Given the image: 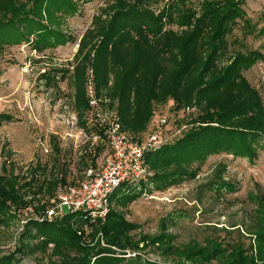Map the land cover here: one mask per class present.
Wrapping results in <instances>:
<instances>
[{
	"label": "trees",
	"instance_id": "1",
	"mask_svg": "<svg viewBox=\"0 0 264 264\" xmlns=\"http://www.w3.org/2000/svg\"><path fill=\"white\" fill-rule=\"evenodd\" d=\"M79 1L82 0H0V48L31 42L28 37L33 34L36 39L31 43L37 51L72 40L47 25L44 19L54 23L58 12L59 17L73 15ZM237 2L200 0L198 12L190 0H171L166 11L155 15L135 1L119 0L104 26L97 32L90 29L84 35L76 55L81 58L73 72L76 113L80 129L89 135L97 133L100 139L86 140L90 147L81 180L86 178L89 168L98 170L99 157L105 150L110 151L104 126L89 107L86 87L90 68L96 94L110 100L108 106L117 112L122 129L140 142L151 133L146 134V128L155 115L156 105L172 100L175 109L193 106L198 113L188 122L191 124L188 129L146 153V164L153 174L119 186L111 195V209L104 222L100 219L93 222L88 212L76 211L34 223L38 234L44 237L42 246L53 242L61 251V259L50 264H140L82 246L78 225L86 231V227L91 229L94 224L93 232L101 231L111 245L133 247L131 231L137 225L126 220L122 208H127L145 190L151 191L150 184L155 190H164L195 177L196 169L191 165L205 161L212 153L224 150L250 157L255 154L254 145L264 136V101L259 90L244 76L243 69L251 67L262 55L258 51L238 54L230 64L219 65L236 19L244 17ZM46 11L48 16L43 15ZM173 23H181L187 27L186 31L179 35L171 29L164 30L166 24ZM59 71H44L41 77L54 80ZM16 120L13 114L0 112V127ZM81 180L68 182L64 174L44 179L35 189L34 177L21 181L20 174L14 171L1 174L0 223L6 220L14 203L28 204L41 193L55 198L59 186ZM30 191L33 195L27 202L23 196ZM49 206H43V211ZM258 236L264 240V233ZM75 250L80 253L67 252ZM0 264L17 263L1 259Z\"/></svg>",
	"mask_w": 264,
	"mask_h": 264
},
{
	"label": "rangeland",
	"instance_id": "2",
	"mask_svg": "<svg viewBox=\"0 0 264 264\" xmlns=\"http://www.w3.org/2000/svg\"><path fill=\"white\" fill-rule=\"evenodd\" d=\"M118 1L82 0L73 15L59 17L58 12L54 23L44 19L47 25L72 38L56 47L33 49V34L28 37L31 42L0 48V112L17 118L0 127V175L14 171L20 174L21 181L34 177L35 189L44 179L64 174L68 182L82 179L90 144L80 133L76 113L73 72L81 58L76 56L77 50L90 29L97 32L110 19ZM131 1L159 15L169 8L171 0ZM238 1L244 17L236 19L219 65L230 64L238 54L260 52L262 58L243 69V74L264 101V0ZM190 5L198 12L201 9L200 0H190ZM43 15L48 16V12ZM186 28L173 23L166 24L164 30L181 35ZM54 70H60L56 79L41 77L44 71ZM197 113L193 106L175 109L172 100L156 105L146 134L164 117L167 122L162 134L173 139L191 126L188 122ZM263 138L254 145L255 154L251 157L223 150L210 154L203 162H194L191 168L196 169L195 177L164 190H155L150 184L151 191L145 190L122 208L126 220L137 225L131 231L135 246L111 245L101 231L93 232L94 224L86 231L78 225L80 244L94 251L103 250L102 255L140 264H264V240L258 236L264 233ZM107 152L99 157L100 165ZM31 195L30 191L23 199L28 202ZM53 199L41 193L28 204L17 202L9 207L6 220L0 223V260L50 264L61 259V251L53 242L42 246L44 237L34 226L43 221L42 211ZM110 209L103 217L90 220L104 222ZM79 251L67 252L76 255Z\"/></svg>",
	"mask_w": 264,
	"mask_h": 264
},
{
	"label": "built area",
	"instance_id": "3",
	"mask_svg": "<svg viewBox=\"0 0 264 264\" xmlns=\"http://www.w3.org/2000/svg\"><path fill=\"white\" fill-rule=\"evenodd\" d=\"M89 107L104 126V135L110 151L98 170L89 168L86 178L75 184L59 186L52 205L42 212V220L54 219L67 212L86 211L90 217H103L110 209L112 193L122 184L133 183L153 174L146 164V153L166 141L162 126L166 118H160L157 129L146 139L138 141L132 133L121 127L117 112L108 106V99L99 97L93 83V73L87 82ZM80 133L87 139L98 141L100 135H89L83 129Z\"/></svg>",
	"mask_w": 264,
	"mask_h": 264
}]
</instances>
